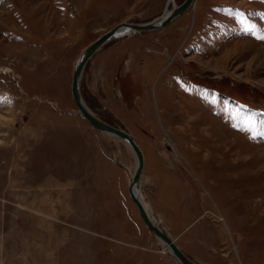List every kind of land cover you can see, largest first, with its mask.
I'll use <instances>...</instances> for the list:
<instances>
[{
  "label": "rangeland",
  "instance_id": "rangeland-1",
  "mask_svg": "<svg viewBox=\"0 0 264 264\" xmlns=\"http://www.w3.org/2000/svg\"><path fill=\"white\" fill-rule=\"evenodd\" d=\"M171 6L0 0V264H176L127 191L133 152L69 88L93 38ZM258 35L264 0H194L163 28L108 40L81 71L84 102L141 147L143 197L196 263L264 264Z\"/></svg>",
  "mask_w": 264,
  "mask_h": 264
},
{
  "label": "water",
  "instance_id": "water-1",
  "mask_svg": "<svg viewBox=\"0 0 264 264\" xmlns=\"http://www.w3.org/2000/svg\"><path fill=\"white\" fill-rule=\"evenodd\" d=\"M192 0H181L173 5L165 14L154 16L148 20L132 22V21H120L112 25L107 30L103 31L95 38H93L87 45H85L76 56L70 75V93L73 101L79 108L81 114L88 120V122L96 129L109 132L120 139H122L127 146L131 149L135 157V167L133 169L130 180L127 183V191L135 203L137 212L144 223V225L151 230L156 237H158L171 251V254L179 264H204L193 262L174 242L173 238L167 233V231L157 224L148 215L142 201L140 200L137 191L134 189L135 183H137L141 167L143 164L142 153L139 146L133 140L131 135L122 127L109 123L95 113H93L86 103L81 98L79 92V80L83 65L90 54L98 48L105 40L114 37L122 36L125 34L136 33L146 29L158 28L168 23L174 16L185 10ZM164 11V10H163ZM162 11V12H163ZM161 12V13H162ZM160 13V14H161Z\"/></svg>",
  "mask_w": 264,
  "mask_h": 264
},
{
  "label": "bare ground",
  "instance_id": "bare-ground-1",
  "mask_svg": "<svg viewBox=\"0 0 264 264\" xmlns=\"http://www.w3.org/2000/svg\"><path fill=\"white\" fill-rule=\"evenodd\" d=\"M171 2H172V6L173 5H175L176 3H175V1L174 0H171ZM194 2V0H192L191 1V3L189 4V6H191L192 5V3ZM171 6V7H172ZM188 6V7H189ZM170 7V8H171ZM188 7L185 9V10H183L181 13H179V14H177L176 16H174L168 23H166L165 25H163V26H161V27H158V28H163V27H165V26H167L175 17H177L178 15H180V14H182V13H184L187 9H188ZM170 8H168V9H166L165 11H163V13L162 14H165ZM161 14V15H162ZM152 29H155V28H152ZM147 30V29H146ZM134 33H130V34H125V35H123V36H129V35H133ZM116 36H114V37H111V38H109V39H107V40H105L102 44H104L105 42H107L108 40H111L112 38H115ZM101 44V45H102ZM100 45V46H101ZM99 46V47H100ZM98 47V48H99ZM98 48H96L94 51H93V53L94 52H96V50L98 49ZM92 53V54H93ZM92 54H90V56L92 55ZM89 56V57H90ZM88 57V58H89ZM87 58V59H88ZM81 74H82V72H81ZM81 74H80V78H81ZM79 86H80V80H79ZM79 92H80V88H79ZM80 95H81V92H80ZM81 98L83 99V97H82V95H81ZM83 101H84V99H83ZM77 106V105H76ZM79 109V108H78ZM90 109V108H89ZM93 112V111H92ZM81 113V112H80ZM94 113V112H93ZM83 116V115H82ZM84 117V116H83ZM85 118V117H84ZM86 119V118H85ZM87 120V119H86ZM88 121V120H87ZM99 130V129H98ZM102 131V130H101ZM103 132H105V131H103ZM106 133H109V132H106ZM109 134H111V133H109ZM130 134V133H129ZM113 135V134H112ZM131 135V134H130ZM132 137V136H131ZM133 138V137H132ZM133 140H134V138H133ZM135 141V140H134ZM136 142V141H135ZM137 144V143H136ZM138 145V144H137ZM139 146V145H138ZM129 148V147H128ZM139 148H140V150H141V153H142V158H143V164H142V167H141V171H140V175H139V178H138V181H137V183H135V185H134V189L137 191V193H138V196H139V198H140V200L142 201V203H143V205H144V207H145V209H146V211H147V213H148V215L151 217V219L152 220H154L157 224H159L160 226H161V223L158 221V219H156L153 215H152V213H151V210H150V206H149V203L144 199V197H143V194H142V192H141V189H140V178H141V172H142V169H143V166H144V157H145V154H144V152L142 151V149H141V147L139 146ZM130 149V148H129ZM131 150V149H130ZM132 175V174H131ZM130 178H131V176H130ZM130 178H129V180H130ZM133 201V200H132ZM135 204V203H134ZM162 227V226H161ZM162 228H164V227H162ZM165 229V228H164ZM166 230V229H165ZM167 231V230H166ZM167 233L170 235V233L167 231ZM154 234V233H153ZM155 235V234H154ZM156 236V235H155ZM171 236V235H170ZM172 237V236H171ZM157 239H158V241L161 243V245H162V249H163V251L164 252H166V253H168L170 256H173L172 254H171V251L169 250V248L167 247V245H165L158 237H156ZM173 240H174V238H173ZM174 242H175V240H174ZM159 243V244H160ZM176 243V242H175ZM177 244V243H176ZM178 245V244H177ZM180 248V247H179ZM181 249V248H180ZM182 250V249H181ZM192 260V259H191ZM193 261V260H192ZM194 262V261H193ZM196 263V262H195ZM179 264V263H178Z\"/></svg>",
  "mask_w": 264,
  "mask_h": 264
},
{
  "label": "crops",
  "instance_id": "crops-1",
  "mask_svg": "<svg viewBox=\"0 0 264 264\" xmlns=\"http://www.w3.org/2000/svg\"><path fill=\"white\" fill-rule=\"evenodd\" d=\"M127 43L130 45L131 43H137L138 44V49H139V51H141L142 49L141 48H143L142 47V45L140 44L141 42L139 41V39L138 38H127ZM141 45V46H140ZM134 46V45H133ZM154 53L156 52V50H154L153 51ZM151 72H149L148 74H150ZM132 81H134V83H137V82H139V80H138V78H133L132 79ZM139 215V214H138ZM139 218H140V216H139ZM140 220H141V218H140ZM142 221V220H141ZM142 224L144 225V223L142 222ZM144 227L146 228V229H148L145 225H144ZM149 230V229H148ZM174 259V258H173ZM174 261L176 262V260L174 259ZM176 264H177V262H176Z\"/></svg>",
  "mask_w": 264,
  "mask_h": 264
},
{
  "label": "snow or ice",
  "instance_id": "snow-or-ice-1",
  "mask_svg": "<svg viewBox=\"0 0 264 264\" xmlns=\"http://www.w3.org/2000/svg\"><path fill=\"white\" fill-rule=\"evenodd\" d=\"M246 31H249V32H251L252 31V29L251 28H249V29H246ZM254 35H255V33H253ZM256 39H259V40H264V35H258V36H256ZM258 135H264V133H258Z\"/></svg>",
  "mask_w": 264,
  "mask_h": 264
}]
</instances>
